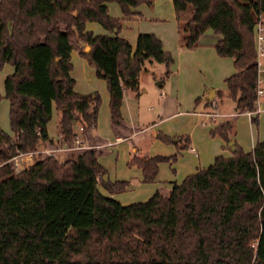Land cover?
<instances>
[{"label":"trees","instance_id":"trees-1","mask_svg":"<svg viewBox=\"0 0 264 264\" xmlns=\"http://www.w3.org/2000/svg\"><path fill=\"white\" fill-rule=\"evenodd\" d=\"M106 2H115L121 17L109 16ZM141 3L150 0H0V68L12 66L3 80L11 136L0 128V264H264V139L243 151L230 138L233 116L209 131L229 156L216 155L165 192L128 205L98 191L121 192L127 184L103 179L100 149L83 147L62 161L37 151L51 144L45 128L51 104L59 142L72 141L77 124L83 137L95 126L99 95L73 90V47L104 80L113 127L123 124L121 99L126 91L138 95L146 64H163L161 80L169 75L171 55L153 34H138L131 47L117 34L84 29L94 21L115 32ZM172 7L179 48L196 47L205 30L216 34L215 54L231 58L234 69L223 79L226 95L235 112L254 111L252 29L264 17V0H172ZM213 97L219 104L221 92L206 95L203 105ZM250 122L257 125L256 115ZM154 137L179 142V150L190 146L186 136ZM17 152H33V159L15 170ZM174 159L133 147L126 164L150 182L159 162Z\"/></svg>","mask_w":264,"mask_h":264},{"label":"crops","instance_id":"crops-1","mask_svg":"<svg viewBox=\"0 0 264 264\" xmlns=\"http://www.w3.org/2000/svg\"><path fill=\"white\" fill-rule=\"evenodd\" d=\"M154 2L155 5L151 7V9H147V4L145 3H141L133 8L132 10L136 13L129 17H124L123 26L115 32L106 31L94 21H87L84 25V29L90 31L92 34H117L124 38L131 47L134 46L138 34L151 33L160 40L162 49L171 54L172 58H174V62H180V76L178 77V72L173 70V63L171 66L172 69L170 68V74L164 81L160 78L163 72V64L155 62L146 64L145 69L142 70L143 72L140 74L138 73L139 75L137 76L139 85L138 95L134 96L128 91L123 94L119 108L121 121L123 120L124 123L128 122L136 125L139 123H141V125L144 124L142 123V113L140 111V102L142 98H148L151 102L160 100L159 108L163 109L167 106L166 104H171V115L184 114L188 117V120H192V123L185 132H190V135L194 138L192 139L193 143L196 146V144L199 145V139L202 138V136L203 139L207 140L205 130L202 128L203 126L209 124L212 128L216 124L227 120L228 117L233 116L235 118V132L230 138L233 139L243 151L251 150L256 142L264 139V40L262 43L263 54L257 60V79L262 89V95L255 102L256 107L254 111L235 112L233 101L226 95L222 100L220 99V103L223 102L225 104V108L223 109L220 108L219 104L215 109L209 107L210 110L203 104L201 107L193 109L191 107L192 98L199 97L200 101L204 102L203 98L209 95V91H215L214 87L223 85L224 77L234 71L231 58L219 57L215 54L213 43L218 36L216 34L209 35L207 33L208 30H205L203 34L199 35L198 44L194 49L181 51L177 43L174 13L172 11L168 13L169 15L161 13L163 9H168V7L170 10H173L172 0H167V2L164 3H161V0H153V4ZM105 6L109 16L121 17L117 4L106 2ZM187 56L190 59L191 67L185 63ZM69 61L71 64L69 75L73 79V90L78 93L97 92L99 95L95 126L89 131L88 137H83L82 134L78 132L77 126H75V136L81 140L80 145H75L73 140L70 142H59L55 127L57 118L56 109L54 105L51 104L50 117L45 126L47 137L51 140V144L49 147L38 148L37 151L51 154L58 161H62L68 158H75L77 152L81 148L86 147V145H90L96 150H101L102 145L108 148L115 147L117 154L113 164L114 173H109L105 167L107 170L106 177L111 182L124 180L127 184L123 191L116 193H108L103 188L99 189L97 186L98 191L102 195L112 198L120 205L143 202L154 194L155 191H159L158 187L161 186L159 183L164 184L166 188H170L172 183H179L185 175L194 172L198 168H205L210 165L214 156L222 155L226 157L230 155V150L224 147V142L219 137L214 136L209 140L210 143H207L203 147L199 146L198 150H196L194 146H189L188 149L181 151L180 155L171 166L167 163L159 162L154 179L151 182H142L139 168L136 166H131L130 168L124 166L128 154V144L124 143V139L129 135L125 131H122L123 136H113L112 131L109 129L108 93L104 80L95 75L93 67L87 64L85 59L78 54L74 47L69 52ZM151 68H153L155 72H153ZM196 68L201 71V80L199 77H191V79L188 77V74ZM11 72L12 66L8 63H4L0 68V81H2L0 95L2 97L3 80L5 76ZM205 86L208 88H206L204 92L203 87L205 88ZM213 98L215 99L216 97ZM169 100H171V102ZM5 106H7L8 110V102L5 103L3 108H5ZM148 109L152 110L151 107ZM211 111L213 112V116L209 117L207 114ZM153 114L154 117L152 119L156 120L159 112ZM251 115H256L257 125L250 122ZM207 117H209V120ZM198 118L201 119L199 122L201 127H197L196 125L195 119L197 121ZM149 121H151V119ZM155 122L156 121H151L145 126L152 125ZM3 124L4 126L0 125L1 130L11 136V131L5 129V122H3ZM158 127L160 128L161 126L158 125ZM138 129L141 130L140 127ZM102 136L105 142L101 139ZM156 144L159 149L149 150L148 153L143 149H141V151L139 148L138 149L140 152L149 155L164 156H168L174 151L169 145H163L157 142ZM131 146V148H136L134 145ZM96 159L97 162L104 167L103 162L100 160L99 153ZM170 167H172L173 170L172 175L168 172ZM160 192L162 193L163 191Z\"/></svg>","mask_w":264,"mask_h":264},{"label":"rangeland","instance_id":"rangeland-1","mask_svg":"<svg viewBox=\"0 0 264 264\" xmlns=\"http://www.w3.org/2000/svg\"><path fill=\"white\" fill-rule=\"evenodd\" d=\"M164 2H167V0H161V3H164ZM113 4L116 5V3H114V2H113ZM154 5H155V2L153 4V0H150V3L147 4L146 7H147V9H151V7H154ZM171 11L173 12V10L172 9L170 10V8L168 7V9H165V10L163 9L161 13H164V14L167 15ZM174 21H175V18H174ZM175 27H176V23H175ZM207 33L209 35H213V33H212V31L210 29H208V32ZM202 34H203V32H202ZM194 48H192V49H194ZM180 50L181 51H184L183 49H180ZM171 58H172V56H171ZM173 63H174V65H173ZM185 63L189 67H191V65H190L191 62H190V59H189L188 56L186 57ZM172 65H173V70H176L178 72L177 76L179 77L180 76V71H179L180 70L179 69L180 62L179 61L174 62V58H172V62L170 63V65L168 67L169 70H170V68H171ZM151 70H153V68H151ZM141 72H143V71L141 70L139 72V74ZM153 72H155V71L153 70ZM200 74H201V71H199V69L196 68L192 72H190V74H188V77L190 79H191V77H199V79H200ZM167 77H165L163 79V81L165 79H167ZM165 84H166V82H165ZM0 86H1L0 87V90H1V88H2V81H0ZM138 87H139V85H138ZM206 88H208V87L207 86H205V88L203 87V91L204 92H205ZM214 89L215 90H219L221 92V100H222V98L226 95V91H225L224 84L221 85V86H219V87H214ZM166 95H167V92H166ZM0 97H1L0 98V125L4 126L3 122H5V129H7L9 131L10 128H9V122H8V117H7V106H5V108H3V106L7 102L4 99V97H2L1 95H0ZM169 101L171 102V100H169ZM156 102H157V104H156ZM159 102H160V100H157V101L154 100V102H151V100H149L148 98H142V100L140 102V111L142 113V118L141 119L143 121L142 123H144L142 125H141V123H139L137 125L136 124H132V123H128V122L127 123H124L123 120H122V123L123 124H121L118 127H113V126H111V124L109 122V116H108L109 129L112 131L113 136H116L117 134H121V133L123 134L122 131H125L129 135L128 137H126V139H124V143H127L128 144V146H127L128 147L127 160L125 161V164H124L125 167H127V168H130L131 167V166H128L126 164L127 161H128V159H129V156L131 154V147H132L131 145L136 146V148H139L140 151H141V149H143L147 153H148L149 150H158L159 149L158 146H157V144H156V142L159 143V144L161 143L163 145H169L170 147H172L174 149V151L171 154H169V155L175 154V159L171 163H168L166 161H162V162L167 163L170 166L176 161V159L180 155L181 151L188 149V148H186V149L184 148L182 150H179L178 149L179 142L178 143H176V142L175 143L174 142H166L165 143V142L160 141L159 139H156L154 137V135L157 132H159L161 134H164V135H166L168 137H171L172 139H175V137H184V136H186L189 139V145L190 146H194V148L196 150H198L199 146L203 147L207 143H210L209 140H211L214 136H217V135H211L209 133V131L211 129V126H209V124H207V125H205V126L202 127L205 130V134L207 136V140L203 139V136H202V138L199 139V143H198L199 145L196 144V146H195V144L193 143V140H192L194 138L190 135V132H185V130L188 129V126L192 123V120L191 119L188 120V117L186 115H184V114H181V115H171V113H172L171 104L170 105L169 104H166L167 106L162 109V108H159ZM202 104H203V102L200 101V100L195 103L194 102V98L191 99V107L193 109L196 108V107H201ZM217 105H218V101H217V98H215L214 99V109L216 108ZM219 105H220V108H222V109L225 108L224 107L225 104L223 102L222 103L219 102ZM149 107H151L152 110H149L148 109ZM209 107L211 108V101H210V105L207 106L206 108L210 110ZM155 112H159V115H158V117H157L156 120L152 119L154 117L153 116L154 115L153 113H155ZM208 118L209 117H207V119ZM228 118H231V116L228 117ZM232 118H233V123H234V132H235V118L234 117H232ZM150 119H151V121H156V122L154 124H152V125L145 126L149 122H151V121H149ZM200 120H201L200 118H198L197 121L195 119V122H196L197 127H201V125L199 124ZM158 125H160L162 128L161 127L159 128ZM139 127L141 128V130L138 129ZM101 139L103 140V142H105V139H104L103 136L101 137ZM86 147H91V146L90 145H86ZM116 154H117V150H116L115 147L108 148V147H106L104 145H102L101 151L99 153L100 160L104 164V167L103 166L102 167L104 169L106 167L107 170H108V172L111 173V174L114 173L113 164H114V161L116 160ZM165 156H167V155H165ZM107 170L105 169L106 175H107ZM168 172L171 175L173 174L172 167H170L168 169ZM131 182H132V180H131ZM159 185H161V186L158 187L159 191L165 192L164 190H168L169 189V188H166V186L164 184H162V183H159ZM98 188L99 189H102L101 186H98Z\"/></svg>","mask_w":264,"mask_h":264},{"label":"built area","instance_id":"built-area-1","mask_svg":"<svg viewBox=\"0 0 264 264\" xmlns=\"http://www.w3.org/2000/svg\"><path fill=\"white\" fill-rule=\"evenodd\" d=\"M261 19H264L263 16L260 17V20L256 22L253 26V35H254V52L256 56V61L258 58L263 54V48L262 43L264 40L263 32H264V22L261 21ZM262 95V89L259 86V80L257 79L256 85H255V102L261 97ZM211 109H214V100L211 99ZM213 106V107H212ZM213 112L211 111L209 114H207L209 117H212ZM77 130L80 133L81 132V124H77ZM73 142L75 145H80L81 140L75 136L73 138ZM33 159V152H17L11 157L12 167L15 170L21 169L26 167L32 162Z\"/></svg>","mask_w":264,"mask_h":264},{"label":"water","instance_id":"water-1","mask_svg":"<svg viewBox=\"0 0 264 264\" xmlns=\"http://www.w3.org/2000/svg\"><path fill=\"white\" fill-rule=\"evenodd\" d=\"M212 94H213V91H209V96H211ZM228 146H229V147H232V143H231V142H228ZM103 179H104V180L107 179L106 175H103Z\"/></svg>","mask_w":264,"mask_h":264}]
</instances>
